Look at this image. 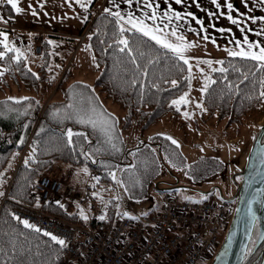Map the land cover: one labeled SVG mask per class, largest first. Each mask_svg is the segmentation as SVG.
Instances as JSON below:
<instances>
[{"label":"trees","instance_id":"trees-1","mask_svg":"<svg viewBox=\"0 0 264 264\" xmlns=\"http://www.w3.org/2000/svg\"><path fill=\"white\" fill-rule=\"evenodd\" d=\"M96 1L94 0L93 6ZM5 6L4 12L11 16L10 7ZM87 28L88 44L91 45L89 48L92 49L97 72L93 84L73 80L66 87L70 72L73 71V68H70L66 72L67 76L57 84L56 92L64 98L51 101L45 106L44 93L53 86L47 74L52 59V43L49 41L53 37H45L43 55L36 61V70L28 63L27 57L32 54V46L28 44L24 47L14 44L23 53L20 60L12 59L16 55L15 51H9L1 60L5 71L0 90L12 92L14 87H17L18 91L26 89L28 94L24 96L27 98L25 100H13L11 97L0 100V173L4 174L10 168L15 153H19L27 145L32 146L35 151L27 156L28 164L24 163L25 160L19 164L0 208V264L66 262L64 248H61L58 242L28 228L20 221L17 222L13 215L17 208L29 209L37 204L33 188L43 173L62 167L65 170L84 171L86 167L89 172H100V182L108 184L113 180L108 174L109 171L120 169L130 197L143 200L142 195L147 191V184L142 176L146 174L147 163L134 162L129 153L130 150L140 149L150 143L141 142L139 147L128 148L125 132L136 130L141 138V135L165 117H170L174 122L181 120L180 109L171 101L191 89L188 88L186 66L183 72L177 67L183 64L182 61L149 37L137 31H127L126 26L123 35L128 37L133 52L121 51L117 43L118 26L115 24V18L108 13H90L83 31ZM131 56H135L136 60L133 61ZM222 61L223 64L212 65L216 67V71L211 72V80L203 96L206 114L203 120L215 118L219 122L225 120L229 125H242L244 119L255 114L264 101V98L259 96V93L264 91L261 87L264 69L256 67L257 62L247 58L230 57ZM137 64L140 68L136 67ZM145 67L147 75L141 70ZM221 67L226 71H219ZM172 79L179 83L171 85ZM153 84L158 86L154 88ZM192 85L193 79L191 87ZM77 89L83 90L87 95V102L82 104L81 109L70 104L73 97L71 92ZM103 99L118 105L124 111L123 117H118L104 104ZM54 109H59V113L54 114ZM80 115L92 116L97 126L94 128L91 124L80 123L77 119ZM109 117H114V131L111 135L115 149L109 145L103 131L104 120ZM69 127L74 132L87 135L88 138L85 140L82 136H74L73 143L68 144L63 133ZM155 136L157 135L153 137ZM82 153L91 155L86 157ZM33 155L34 160L31 159ZM2 180L0 177V181ZM113 200L108 203V222L115 218L117 211ZM42 208L61 221L83 225L77 212L71 213L64 206L61 207V204L50 201ZM257 232L256 229L253 235L255 239ZM254 238L249 245L250 251L244 264H260L256 261L264 251V243L254 252Z\"/></svg>","mask_w":264,"mask_h":264},{"label":"rangeland","instance_id":"rangeland-1","mask_svg":"<svg viewBox=\"0 0 264 264\" xmlns=\"http://www.w3.org/2000/svg\"><path fill=\"white\" fill-rule=\"evenodd\" d=\"M5 5L9 6L8 4H0V15H7L4 12ZM5 25L6 23L0 22V31H6ZM86 30L88 28L79 33L76 37L75 44L70 46L67 44L65 46L63 43L60 47L51 48L52 59L48 66L47 74H49L53 86L44 93V106L51 101L64 98L56 92L58 88L57 84L60 79L67 76L66 72L70 68L75 67L74 71L70 72V79L66 82V87L70 85V82L78 80L80 77V80L82 79V81L88 82L89 76H91L90 74L96 75L95 62H93L94 56L92 49L89 48L88 37L84 42L79 44ZM25 34L16 33L15 35L19 38H15V40L21 47L26 46V44L32 46V54L27 58L32 69L36 70V61H39V58L43 55L44 44L42 45V53L34 51L35 37L45 39L49 34L47 35L42 32H33V34L26 32ZM0 39H3V37H0ZM10 47L11 45L9 43ZM0 51L5 52V55L9 52L2 44H0ZM3 57H0V87L3 83L5 71L4 66L1 64ZM191 63L194 66L192 71L193 85L188 92V103L181 104L179 107L182 114L181 120L174 122L170 117H165L161 122L153 125L143 136L141 135V138L136 130L125 132L128 148L139 147L141 142L148 141L150 143V145L142 146L140 149L130 150L129 153V157L134 162L147 163L146 174L142 176L144 183L147 184V191L142 195L143 200H136V198L130 197L128 191H125L127 188L124 182L122 184L117 183L116 180H112L108 184L100 182L101 176L98 175L99 172L72 171L71 169L65 170L62 167L53 169L49 173H43L45 175H55L63 180L65 188L72 187L75 189V194L72 198L60 195V199L68 204L74 203L77 200L79 213L83 209L85 215L88 217L86 220L81 217L83 220L82 226L85 225V228L90 227L94 212L101 211L100 208H104L106 211L108 210V203L111 199H114L115 207L119 204V208L116 207L115 218L110 220L109 223H113L122 217L133 218L143 216L147 212L156 210V208L161 209L162 199L159 195L161 191L178 197L179 201L197 202L208 200L213 196L215 198L219 196L231 199L237 193L238 183L242 182L241 173L245 170L244 168L248 160L247 156L256 139L257 131L264 124V101L255 114L244 119L242 125H229L225 120L219 122L215 118L204 121L203 117L206 114L204 113V108L199 106L203 105L202 101L205 93V91L201 92V88H204L206 83L203 77H210L212 68L216 67L200 65V68L205 70L201 73L195 68L196 63L194 61ZM75 72L76 78L74 76ZM71 73H73V78H71ZM209 82H207V85ZM27 94L28 91L26 89L18 91L17 87H14L12 92L0 90V100L6 97H24ZM71 94L73 97L70 104L74 105L75 108L80 107L79 109H81L83 107L82 104L87 102V95L84 94L83 90L79 89L71 92ZM103 102L118 117H123L124 111L118 105H114L107 99H103ZM184 110L190 112L191 115L185 118L183 115ZM161 133L167 135H161ZM154 135L157 136L153 137ZM168 136L178 141V145L173 144L168 139ZM33 152L34 148L27 145L19 153H15L12 164L3 174V180L0 183V192L3 193L0 195V208L5 201L7 189L13 182V177L19 168V164ZM166 154L172 160V164L165 159ZM173 164L176 166L174 167ZM185 172L188 175H185ZM115 175L118 180L123 181L120 169L115 171ZM95 177L99 179H94ZM237 177L240 178L237 179ZM93 192L99 195L93 196ZM56 198L59 197L52 198V201L55 203L58 201ZM36 201H38L37 197ZM41 203L39 201V204L26 210H41L45 212ZM93 205L95 209H93ZM124 212L130 213V215L125 216L123 215ZM47 214L49 215V213ZM62 222L64 223L66 221L62 220ZM67 223L70 224V222ZM256 234V239L254 238L252 246L254 248L258 240V232Z\"/></svg>","mask_w":264,"mask_h":264},{"label":"built area","instance_id":"built-area-1","mask_svg":"<svg viewBox=\"0 0 264 264\" xmlns=\"http://www.w3.org/2000/svg\"><path fill=\"white\" fill-rule=\"evenodd\" d=\"M88 31L89 28L79 44L86 40ZM44 42L45 39L35 37L34 51L42 53ZM98 175L102 176L100 172ZM39 178L33 193L42 205L53 197L72 198L75 194L74 188H65L63 180L55 175L43 174ZM159 195L161 209L109 223L107 211L100 208L88 228L63 223L41 210L17 208L13 213L17 222L27 219L43 228L45 232L38 231L40 234L51 232L62 237L66 241L64 264L212 263L230 228L237 200L213 196L201 202L179 201L164 191Z\"/></svg>","mask_w":264,"mask_h":264},{"label":"crops","instance_id":"crops-1","mask_svg":"<svg viewBox=\"0 0 264 264\" xmlns=\"http://www.w3.org/2000/svg\"><path fill=\"white\" fill-rule=\"evenodd\" d=\"M82 2H88V0H82ZM93 2L94 0H91L89 7L85 9L77 3V0H31L32 7L38 13L33 15L28 0H18L20 6L24 8V12L16 13L10 7L12 15L7 16L4 14L8 21L5 25L8 32V41L10 45L17 43L15 38H18V36L15 34H18V32L24 35H26V32L32 34L33 32H42L53 37L50 39L54 41L52 47H60L63 43L65 46L67 44L70 46L75 44L76 37L82 32L90 13L97 15L103 12L105 7L112 8L113 11H116L118 7L122 15L132 12L135 16L142 17V9L148 12L149 17L152 13V9L147 7L145 0H134L132 5L127 4L125 0H97L94 6ZM229 2L233 4L231 9L227 8ZM152 4L158 13L157 21L145 18L147 23L155 24L162 20L164 24H169V28L164 31L168 38L173 40L175 38L171 36L170 28L173 25L176 26L178 31L182 32L188 40L196 42L195 47L187 50L186 54L190 57L199 56L211 59L213 62L233 57L228 55V49L235 48L236 40H242L245 34L250 40H258L264 43V36L260 35V32H264V20L259 19V17H264V0H248L247 4L244 3V0H216L215 3L213 0H182V3H176V0H152ZM217 4H219V7H217ZM170 7L180 13L181 18L179 20L175 19L174 16L171 17V20L164 18L165 12H169L171 15ZM228 12H231L234 17H239V22L233 24L228 19ZM188 13L193 15H188ZM252 16L258 19L251 20L250 17ZM122 23L128 28L131 27L127 21H122ZM192 29H195V31ZM221 29L224 31H221ZM228 29H231V32ZM248 29H252V31H248ZM133 31L136 32V30ZM140 34L144 35L143 33ZM205 35L209 37L207 40L203 39ZM149 38L151 39V37ZM213 38L216 43L212 42ZM242 46L246 47V45ZM192 61L197 63L195 59H190L189 62ZM201 64L207 65L202 62ZM90 75L89 81L85 82L93 84L97 72L96 75ZM74 76L76 78V72ZM80 78L78 80L82 81ZM56 199L60 201V204L62 203L61 205L67 211L77 212L80 216L77 200L68 204L60 197Z\"/></svg>","mask_w":264,"mask_h":264},{"label":"snow or ice","instance_id":"snow-or-ice-1","mask_svg":"<svg viewBox=\"0 0 264 264\" xmlns=\"http://www.w3.org/2000/svg\"><path fill=\"white\" fill-rule=\"evenodd\" d=\"M125 2L129 5H132L134 3V0H125ZM213 2L215 3L216 0H213ZM77 3L80 4V6L82 8L87 9L89 7V3H91V0H88V2H82V0H77ZM145 3L147 5L148 8L152 9V13L151 16L149 17V14L147 11H144L143 9L142 11V17L141 16H135L132 12H128L127 15H122L119 8L117 7L116 11H113L112 8L109 7H105L103 9L104 13H108L111 17L115 18V24L118 26V30H119V40L117 41V43L120 45V50L121 51H125L127 50L128 53H132L133 49L129 46V40L128 37L123 35V32L125 31V24L122 23V21H127V23L129 25H131V27H129L127 29V31L132 32L133 30H136L140 33H143L145 36H149L151 37L152 40H154L157 44L161 45L163 48L168 49L171 53V55L175 58H177L179 61H182L183 64L182 65H177V67L180 68V70L183 72L185 71V67L186 66V71H187V81H188V88H191V73L193 71V64L189 63L190 59H195L197 61V63L195 64V68L198 69L201 73H203L205 70L203 68H200V63H204L209 65L210 67L213 65V63L216 64H223L222 60H216L215 62H213L211 59L208 58H202V57H190L188 56L187 50L195 47L196 42L188 40L184 34L182 32H179L176 26H171L170 28V32H171V36L174 37L175 39H169L168 35L165 33V29L169 28V24H164L162 22V20L160 22H157L155 24H149L147 23V19H151L152 21H157V16L158 13L155 9V7L152 4V0H145ZM176 3H182V0H176ZM244 3L247 4L248 0H244ZM0 4H8L11 6V8L16 12V13H22L24 12V8L20 6V4L18 3V0H0ZM28 4H29V8L31 10V12L33 13V15H37L38 13L36 12V9L34 7H32L31 4V0H28ZM217 7H219V4H217ZM227 8L231 9L233 8V4L231 2H229L227 4ZM170 12L171 15L169 14V12H165L164 13V18H167L169 20H171V17L174 16L175 19L179 20L181 18L180 13L177 12L175 9H172L170 7ZM188 15H193L192 13H188ZM228 19L232 21L233 24H236L239 22V17H234L231 12L227 13ZM251 20H256L258 19L255 16L250 17ZM260 20H264V17H259ZM0 22L3 23H7V19L4 15H0ZM193 31H195V29H192ZM243 31V29H241ZM221 31H224L223 29H221ZM229 32H231V29H228ZM248 31H252V29H248ZM261 36H264V32H260ZM0 37H3V39H0V44H2L4 46V48L7 51H15L16 55L12 57V59L14 60H20L21 56L23 55V53L21 52V50L19 48H17L14 44L11 45V47L9 48V41H8V32L6 31H0ZM209 37L207 35H205L203 37V39L207 40ZM213 43H216L215 39L213 38ZM49 43H54V41H49ZM236 47L235 48H229L228 49V55L236 57L239 56L241 58H250L253 61H256V67L258 68H262L264 69V43H262L261 41H253L250 40L249 37L247 36V34H245L243 36L242 40L237 39L236 40ZM242 45H246V47L242 46ZM91 45H89L90 47ZM5 55V52L0 51V57H3ZM141 55H143V53H141ZM131 59L133 61L136 60L135 56H131ZM153 59H155V57H153ZM93 62H95V58H93ZM149 63H151V61H149ZM137 68H140V65L137 64L136 65ZM145 75H147V68L145 67L144 69H141ZM212 71H216L215 68H212ZM219 71L221 72H225L226 70L221 67L219 69ZM203 79H205V87L201 88V92L206 91L207 88V82L211 80V77H203ZM133 83H135V81H133ZM165 83H169L168 81H165ZM171 85L175 86L177 85L179 82L176 79H172L170 81ZM157 84H153L152 87H157ZM229 87L231 88V82H229ZM261 87L264 88V77H261ZM187 96L188 93L184 92L182 93L179 97L173 99L171 101V103L173 105H175L177 108L180 107L181 104H186L188 103L187 100ZM259 96L264 98V91H261L259 93ZM10 99L13 100H25L27 99L26 97H11ZM201 108H203V105H199ZM59 109H54L53 112L54 114H58L59 113ZM183 115L185 116V118L189 117L191 115L190 112H188L187 110H184ZM68 119H71V117H67ZM77 119L79 120L80 123L82 124H91L94 128L97 126V122L95 119H93L92 116H84V115H80L77 117ZM109 121H113V123H109ZM103 131L105 132L106 138L108 140L109 145L115 149L116 145L114 143H112L113 137L111 135V133L114 131V117H109L107 120H104V128ZM63 135L66 137L67 143L68 144H72L73 143V137L74 136H82L83 139H87V135L81 133V132H74V130L69 127L67 129V131L65 133H63ZM161 135H167L165 133H161ZM21 139H23V137H21ZM168 139L172 141L173 144H177L178 145V141H176L173 137L168 136ZM35 151V149H34ZM153 151H155L153 149ZM262 151H264V148H262ZM84 154L86 157H89L91 154L90 153H82ZM31 159H35V156L33 155L31 157ZM165 159L168 160V162L170 164H172V160L168 157V155H165ZM25 164H28L29 161L28 159H25L24 161ZM104 163V162H102ZM173 166L175 167L176 165L173 164ZM84 171H87V168L85 167ZM113 180H116L117 183H123V181H120L117 179L116 175H115V171L114 170H110L108 173ZM185 175H188L187 172H185ZM3 176V173H0V177ZM240 177H237V179H239ZM94 179H99L98 177H95ZM2 182V181H0ZM125 191H127V189H125ZM3 193L0 192V195H2ZM93 196H98L99 194L96 192L92 193ZM118 199V197H117ZM186 199H188V197H186ZM256 199V196L254 195L251 199H249L247 201L248 207L246 209L247 213H248V217H249V226H253L256 223V216L255 213L252 210V201ZM57 204H60V201H56ZM37 204H39V201H37ZM63 205H61L62 207ZM117 208H119V204L116 205ZM13 215H15L13 213ZM80 215L83 219H87L88 217L85 215L83 209H81ZM123 215L125 216H129L130 213L128 212H124ZM101 219H104V216L100 217ZM19 219V218H18ZM22 223L27 226L28 228H32L35 229L36 231H40V232H45V230L43 228H40L38 225L32 224L30 223L27 219L22 220ZM46 235H48L49 237H51V239L53 241H57L59 243V245L61 246V248L66 246V241L60 237V236H56L53 235L51 232H46ZM59 251V250H58ZM250 251V249L245 248V252Z\"/></svg>","mask_w":264,"mask_h":264},{"label":"water","instance_id":"water-1","mask_svg":"<svg viewBox=\"0 0 264 264\" xmlns=\"http://www.w3.org/2000/svg\"><path fill=\"white\" fill-rule=\"evenodd\" d=\"M256 139L252 144L245 170L241 173L242 182L238 184L237 193L233 200H237V207L230 228L212 264H244L249 251L253 235L258 230V240L254 252L264 243V124L260 127ZM222 195V193H221ZM252 210L256 216V223L249 226L246 211L247 201L253 196ZM256 262L264 264V251Z\"/></svg>","mask_w":264,"mask_h":264},{"label":"flooded vegetation","instance_id":"flooded-vegetation-1","mask_svg":"<svg viewBox=\"0 0 264 264\" xmlns=\"http://www.w3.org/2000/svg\"><path fill=\"white\" fill-rule=\"evenodd\" d=\"M230 200H233V198H231ZM235 200V199H234Z\"/></svg>","mask_w":264,"mask_h":264}]
</instances>
